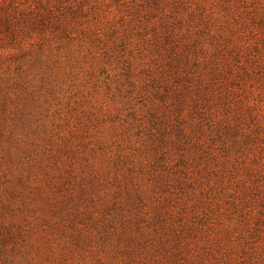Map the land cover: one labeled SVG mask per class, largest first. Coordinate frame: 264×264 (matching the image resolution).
Listing matches in <instances>:
<instances>
[{
  "label": "rangeland",
  "instance_id": "obj_1",
  "mask_svg": "<svg viewBox=\"0 0 264 264\" xmlns=\"http://www.w3.org/2000/svg\"><path fill=\"white\" fill-rule=\"evenodd\" d=\"M62 6L0 52V264H264V0Z\"/></svg>",
  "mask_w": 264,
  "mask_h": 264
},
{
  "label": "trees",
  "instance_id": "obj_2",
  "mask_svg": "<svg viewBox=\"0 0 264 264\" xmlns=\"http://www.w3.org/2000/svg\"><path fill=\"white\" fill-rule=\"evenodd\" d=\"M65 1L68 0H0V52L18 59L34 46L40 47L48 33L61 29ZM229 68H226V84L232 85L237 79ZM238 73L244 79L250 78L244 68ZM259 75L263 77L264 69Z\"/></svg>",
  "mask_w": 264,
  "mask_h": 264
}]
</instances>
